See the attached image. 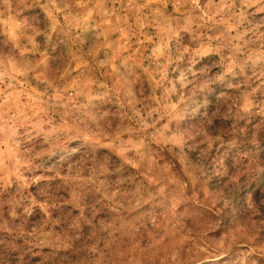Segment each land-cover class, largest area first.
I'll return each mask as SVG.
<instances>
[{
	"label": "rangeland",
	"instance_id": "1",
	"mask_svg": "<svg viewBox=\"0 0 264 264\" xmlns=\"http://www.w3.org/2000/svg\"><path fill=\"white\" fill-rule=\"evenodd\" d=\"M262 156L264 0H0V264H264Z\"/></svg>",
	"mask_w": 264,
	"mask_h": 264
},
{
	"label": "trees",
	"instance_id": "2",
	"mask_svg": "<svg viewBox=\"0 0 264 264\" xmlns=\"http://www.w3.org/2000/svg\"><path fill=\"white\" fill-rule=\"evenodd\" d=\"M263 163L261 166L264 168V156L261 158ZM233 172V171H232ZM249 182L243 181L239 179L237 182L230 183L229 181L226 183H221L219 186V190L224 194L223 198L225 199L227 206L224 208L223 215L225 217L226 213H232L234 216L244 217L246 214V209L241 212L233 211L235 208V203L237 202L240 196H243L244 191H250L254 197L255 205L258 208L259 214L264 217V202H260L257 198L258 195H261L262 191L264 192V170L263 174L259 177V179L254 180L250 184ZM254 183V184H253ZM264 194V193H263Z\"/></svg>",
	"mask_w": 264,
	"mask_h": 264
}]
</instances>
